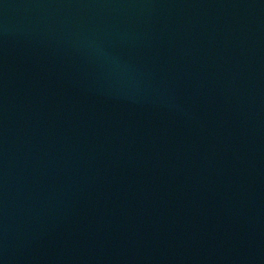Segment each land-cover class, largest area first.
Listing matches in <instances>:
<instances>
[{
	"label": "water",
	"instance_id": "water-1",
	"mask_svg": "<svg viewBox=\"0 0 264 264\" xmlns=\"http://www.w3.org/2000/svg\"><path fill=\"white\" fill-rule=\"evenodd\" d=\"M0 264H264V0H0Z\"/></svg>",
	"mask_w": 264,
	"mask_h": 264
}]
</instances>
